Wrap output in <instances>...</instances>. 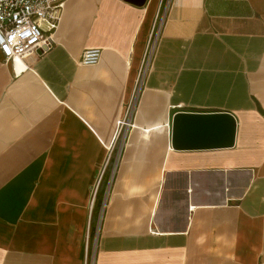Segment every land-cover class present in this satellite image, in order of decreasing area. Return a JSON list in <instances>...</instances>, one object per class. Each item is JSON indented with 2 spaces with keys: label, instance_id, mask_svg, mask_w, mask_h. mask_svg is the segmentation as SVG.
<instances>
[{
  "label": "crops",
  "instance_id": "1",
  "mask_svg": "<svg viewBox=\"0 0 264 264\" xmlns=\"http://www.w3.org/2000/svg\"><path fill=\"white\" fill-rule=\"evenodd\" d=\"M163 1L66 0L0 53V264H264V0ZM178 113L233 144L174 147Z\"/></svg>",
  "mask_w": 264,
  "mask_h": 264
},
{
  "label": "built area",
  "instance_id": "2",
  "mask_svg": "<svg viewBox=\"0 0 264 264\" xmlns=\"http://www.w3.org/2000/svg\"><path fill=\"white\" fill-rule=\"evenodd\" d=\"M65 2L66 0H0V53L3 60L15 63L33 53L50 50ZM161 23L162 17L145 54L142 78L150 63ZM98 57V50H86L81 55L80 63L92 64L97 62ZM128 124L124 120H118L117 123L118 127ZM98 184L99 181L96 188Z\"/></svg>",
  "mask_w": 264,
  "mask_h": 264
},
{
  "label": "water",
  "instance_id": "3",
  "mask_svg": "<svg viewBox=\"0 0 264 264\" xmlns=\"http://www.w3.org/2000/svg\"><path fill=\"white\" fill-rule=\"evenodd\" d=\"M235 121L228 113H178L172 123V144L182 146H231Z\"/></svg>",
  "mask_w": 264,
  "mask_h": 264
},
{
  "label": "rangeland",
  "instance_id": "4",
  "mask_svg": "<svg viewBox=\"0 0 264 264\" xmlns=\"http://www.w3.org/2000/svg\"><path fill=\"white\" fill-rule=\"evenodd\" d=\"M165 3H166V2H165V0H164V1H163V4L165 5ZM162 11H163V8H162ZM159 19H161V16H160V18H158V22H159ZM158 22H157V23H158Z\"/></svg>",
  "mask_w": 264,
  "mask_h": 264
}]
</instances>
